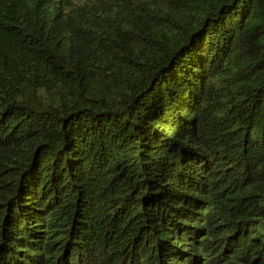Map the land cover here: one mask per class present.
<instances>
[{"label": "trees", "instance_id": "trees-1", "mask_svg": "<svg viewBox=\"0 0 264 264\" xmlns=\"http://www.w3.org/2000/svg\"><path fill=\"white\" fill-rule=\"evenodd\" d=\"M0 264H264V0H0Z\"/></svg>", "mask_w": 264, "mask_h": 264}]
</instances>
